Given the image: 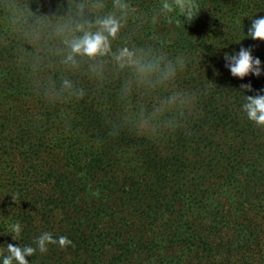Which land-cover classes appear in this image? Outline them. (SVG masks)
Instances as JSON below:
<instances>
[{"label":"trees","instance_id":"16d2710c","mask_svg":"<svg viewBox=\"0 0 264 264\" xmlns=\"http://www.w3.org/2000/svg\"><path fill=\"white\" fill-rule=\"evenodd\" d=\"M191 3L0 0V264L45 232L72 245L29 264H264V126L243 109L264 0ZM109 17V50L73 53ZM242 47L259 77L226 67Z\"/></svg>","mask_w":264,"mask_h":264},{"label":"clouds","instance_id":"9594fccd","mask_svg":"<svg viewBox=\"0 0 264 264\" xmlns=\"http://www.w3.org/2000/svg\"><path fill=\"white\" fill-rule=\"evenodd\" d=\"M176 3L180 6L181 11L187 10V16L189 19L192 18L193 11L195 7L191 3V0H176ZM121 7H125L121 5ZM164 8L171 11V6L167 3L164 4ZM100 31L95 34L86 33L84 37L76 42H74L71 47L73 53L76 54H86L93 57L97 54H104L109 50V42L107 36L103 33H108V35L113 38L116 36L120 29V23L115 18L109 17L99 22ZM248 36L253 40L264 41V17L254 19L251 27L248 31ZM132 54L124 49L119 58L130 57ZM71 59V57H69ZM224 59L228 62L226 67L230 69L231 74L234 77H239L243 79L249 74H253L257 77L261 75V61L259 58H254L251 54V49L241 48L238 53L229 54L225 53ZM242 88L251 91V85H242ZM247 103L243 105V109L247 114L249 120L253 121L258 126H264V95L257 94L255 96H247ZM93 195H99L98 192L93 193ZM14 199V197H13ZM11 231L15 234L12 236L14 240L19 237L21 233V225L19 223L11 225ZM59 244L60 248H66L72 245V241L64 235L59 236L58 240L53 238L52 233L45 232L41 234L36 240L35 244L37 247L31 246H15L13 244H7L6 250L8 255L4 256L3 264H29L26 257H30L35 254L37 249L40 253H46L48 251V245Z\"/></svg>","mask_w":264,"mask_h":264},{"label":"rangeland","instance_id":"374dc122","mask_svg":"<svg viewBox=\"0 0 264 264\" xmlns=\"http://www.w3.org/2000/svg\"><path fill=\"white\" fill-rule=\"evenodd\" d=\"M41 229V228H40Z\"/></svg>","mask_w":264,"mask_h":264}]
</instances>
